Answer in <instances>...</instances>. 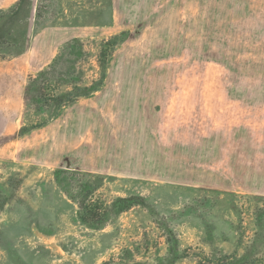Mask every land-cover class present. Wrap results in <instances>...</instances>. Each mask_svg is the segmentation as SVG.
<instances>
[{"label":"rangeland","instance_id":"obj_1","mask_svg":"<svg viewBox=\"0 0 264 264\" xmlns=\"http://www.w3.org/2000/svg\"><path fill=\"white\" fill-rule=\"evenodd\" d=\"M42 5L0 69L77 39L1 138L0 264H264V0Z\"/></svg>","mask_w":264,"mask_h":264},{"label":"trees","instance_id":"obj_2","mask_svg":"<svg viewBox=\"0 0 264 264\" xmlns=\"http://www.w3.org/2000/svg\"><path fill=\"white\" fill-rule=\"evenodd\" d=\"M43 0H18L13 6L9 8H0V60L9 59L17 55L22 54L28 44L29 35H30V21L34 13L35 22L39 21L42 23L41 19L43 17ZM41 24L36 26V29L45 27L46 25ZM77 38L65 42L58 52L54 60L44 69L39 71L37 74L30 75L24 92V99L31 100L34 98V95L37 98L46 95V87L37 90V92L32 93L31 83L37 80L38 77L43 75H50L55 69L57 61L61 58V52L63 50L69 49ZM116 37H112L109 40L104 42V48L102 49V54L105 59L111 55V51L114 47V40ZM106 45V46H105ZM109 46V47H108ZM67 58V62H68ZM38 75V76H37ZM102 83L100 82L97 87L92 88L90 92L97 91L101 87ZM89 92V93H90ZM88 93V94H89ZM68 101H74V98H68ZM28 130V129H27ZM22 133L25 132V129H21ZM82 214L85 220L88 222L95 223L94 221L99 220V208L92 203H82L81 204ZM107 214V213H106ZM104 217V216H103ZM102 220V219H101ZM101 264H118L114 259L104 261Z\"/></svg>","mask_w":264,"mask_h":264},{"label":"crops","instance_id":"obj_3","mask_svg":"<svg viewBox=\"0 0 264 264\" xmlns=\"http://www.w3.org/2000/svg\"><path fill=\"white\" fill-rule=\"evenodd\" d=\"M17 1L18 0H14L11 5L0 8H9ZM19 56H21V54L18 55V57ZM38 59L42 60V56L38 55ZM15 66H17V64L8 65L5 69H0V141L4 136H9L11 133H16L17 131V124H15L13 129H10V126L12 119L19 116V105L23 102L21 97L19 99V91H21V94H23L22 97L24 98V92L27 85V83L25 84V82H22L20 75H18L19 70L24 67Z\"/></svg>","mask_w":264,"mask_h":264}]
</instances>
